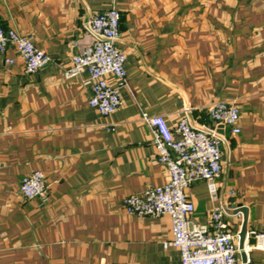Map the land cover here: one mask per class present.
Instances as JSON below:
<instances>
[{
    "label": "crops",
    "instance_id": "obj_1",
    "mask_svg": "<svg viewBox=\"0 0 264 264\" xmlns=\"http://www.w3.org/2000/svg\"><path fill=\"white\" fill-rule=\"evenodd\" d=\"M113 7L128 87L104 117L89 104V73H64L93 40L89 20ZM0 18L52 60L27 74L13 47V64L0 55V264H182L177 248L163 246L168 215L140 218L124 207L169 180L143 114L201 129L215 126L219 102L240 109V133L219 128L217 198L205 181L193 184L191 219L212 229L223 208L239 262L264 264L251 235L264 231V0H0ZM37 170L47 194L28 199L20 183Z\"/></svg>",
    "mask_w": 264,
    "mask_h": 264
},
{
    "label": "built area",
    "instance_id": "obj_2",
    "mask_svg": "<svg viewBox=\"0 0 264 264\" xmlns=\"http://www.w3.org/2000/svg\"><path fill=\"white\" fill-rule=\"evenodd\" d=\"M121 12L113 7L94 15L87 23L92 42L74 56L72 66L65 71L67 78L89 73L92 95L89 104L104 117L114 115L122 105L120 90L128 87L126 55L117 47L121 37ZM13 47L25 63L27 74H34L52 61L44 50L16 29H5L0 18V55L7 56ZM6 63L13 60L6 57ZM215 126L198 129L186 118L172 127L163 116L143 114V121L152 128L157 160L167 167V183L125 198L127 214L140 218H159L168 215L172 221V238L165 240V249L177 248L182 264H250L239 262L235 236L225 231L224 209L212 213V229L192 222L195 205L187 190L195 183L205 181L211 196L216 199L218 179L223 169V138L220 127L231 126L240 133V109L219 102L210 110ZM0 156V168H1ZM22 194L28 199L45 198V174L34 171L23 177ZM255 239L252 248L264 251V231L251 232Z\"/></svg>",
    "mask_w": 264,
    "mask_h": 264
},
{
    "label": "water",
    "instance_id": "obj_3",
    "mask_svg": "<svg viewBox=\"0 0 264 264\" xmlns=\"http://www.w3.org/2000/svg\"><path fill=\"white\" fill-rule=\"evenodd\" d=\"M221 133V132H220ZM222 134V133H221ZM223 141H224V138H223ZM241 236V249H243V246H244V240H245V236H246V230H243L240 234Z\"/></svg>",
    "mask_w": 264,
    "mask_h": 264
}]
</instances>
